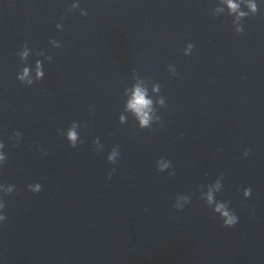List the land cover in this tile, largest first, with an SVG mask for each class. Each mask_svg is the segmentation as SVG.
Returning a JSON list of instances; mask_svg holds the SVG:
<instances>
[{
  "label": "clouds",
  "instance_id": "obj_1",
  "mask_svg": "<svg viewBox=\"0 0 264 264\" xmlns=\"http://www.w3.org/2000/svg\"><path fill=\"white\" fill-rule=\"evenodd\" d=\"M228 5H229V8L233 12H235L238 8V5L233 3V0H228ZM73 7H79V5L74 4ZM249 7L253 13H255L258 10L256 4H254V3L250 4ZM81 15L86 16L87 12L82 10ZM239 15L244 16L246 14L245 13H239ZM57 27H60V25H57ZM236 31L242 32V29L237 28ZM192 49H193V45L191 43H189L187 49L185 50V53L186 54L191 53ZM19 55L23 59L24 57L27 56V51H24L23 53H19ZM28 71L29 70L27 68H25L23 70V72L17 76V79L21 82H24L26 80V78L28 77ZM40 75H41V73L39 71V62H38L37 76L39 77ZM27 83L30 85V84H32V81L30 79H28ZM150 104H151V101L145 98L144 92L140 88H137L135 91V94H134V99L132 102H130L129 107L132 108L137 113V115L139 116L140 124H141L142 128L147 127L149 124L150 118H149L148 112L145 110L149 108ZM74 128H75V125L73 126V129H70L68 131V134H67L68 141L70 142V145L72 147L77 146V133L75 132ZM14 135L16 138L20 137L19 132L15 133ZM82 142L83 141L80 140V143H82ZM3 148H4L3 142H0V164H3L7 158L6 154L2 151ZM117 149H118V147H114L112 149V151L110 152V154L107 156V160L111 164H115L117 155H120V153L118 152ZM248 154H249L248 151L245 150L244 156L247 157ZM167 167H168V164H163V165H161V170L163 168H167ZM113 171H115V169H113ZM171 174L172 173H170V175ZM110 178H111V173L109 174V179ZM216 186H217V188H219V186H220L219 182H217ZM14 187H15L14 185H0V191H3L5 194H11L14 191ZM28 188L32 192L37 193V192H40L42 190V185L39 183L29 184ZM243 195L245 198L249 197L251 195V188H245L243 190ZM212 201H213V196H212V193L209 192L208 193V202L211 204ZM4 208H5V203L2 200H0V210H3ZM215 211L219 212L221 214V216L224 218L223 223L225 226L231 227L237 223V216L235 214L231 213L230 211H228L225 204H217ZM5 219H6V216L3 214H0V221H3Z\"/></svg>",
  "mask_w": 264,
  "mask_h": 264
}]
</instances>
